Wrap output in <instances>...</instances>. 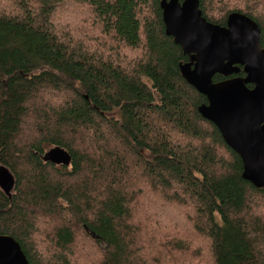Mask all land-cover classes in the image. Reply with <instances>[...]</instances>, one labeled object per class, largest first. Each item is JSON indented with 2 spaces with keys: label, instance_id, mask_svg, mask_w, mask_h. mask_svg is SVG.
Here are the masks:
<instances>
[{
  "label": "trees",
  "instance_id": "1",
  "mask_svg": "<svg viewBox=\"0 0 264 264\" xmlns=\"http://www.w3.org/2000/svg\"><path fill=\"white\" fill-rule=\"evenodd\" d=\"M160 1L0 0V166L14 177L10 197L0 190V236L29 264L85 253L89 264H176L197 244L207 264H264V188L242 179L239 156L198 113L206 99L180 75L188 57L165 35ZM210 1L199 0L207 22L243 14L264 49V0ZM63 3L87 12L79 25L64 14L71 35L53 18ZM92 25L101 39L72 35ZM56 147L68 166L42 160ZM182 223L187 244L169 231Z\"/></svg>",
  "mask_w": 264,
  "mask_h": 264
},
{
  "label": "water",
  "instance_id": "2",
  "mask_svg": "<svg viewBox=\"0 0 264 264\" xmlns=\"http://www.w3.org/2000/svg\"><path fill=\"white\" fill-rule=\"evenodd\" d=\"M160 9L165 35L188 57L179 64L182 79L206 99L198 113L239 156L242 179L264 188V49L259 26L239 13L228 15L225 26L209 23L199 0H161ZM215 75L223 80L214 82ZM42 160L68 166L70 157L56 147ZM13 188V175L0 166V190L10 197ZM0 264H29L11 236H0Z\"/></svg>",
  "mask_w": 264,
  "mask_h": 264
},
{
  "label": "rangeland",
  "instance_id": "3",
  "mask_svg": "<svg viewBox=\"0 0 264 264\" xmlns=\"http://www.w3.org/2000/svg\"><path fill=\"white\" fill-rule=\"evenodd\" d=\"M211 4H214V5H218V3L221 2V0H211L210 1ZM224 2H226L228 4V7L229 8H232V7H235L237 6L236 4L237 3H234V2H237V0H225ZM61 6L59 8L56 9L55 11V15H54V19L57 20L58 24L60 25L59 27L61 29H63V32L64 34H67V35H71L69 34L68 32L71 31V29H67V27L69 26V23H66L63 21V18H64V14L67 12V10L69 9H72L71 12L74 11L75 14H80V18L78 19V21L76 23H72L74 25H79L80 22H81V18L83 15H87V12L84 11V10H80L78 9L77 7H74L72 4L70 3H63V4H60ZM70 11V10H69ZM73 13V14H74ZM90 20L94 21V19L92 18H89ZM57 25V23H55ZM71 24V23H70ZM95 24V22H94ZM58 27V26H57ZM77 28L79 30H74V32H72V35L74 36H78V35H84L86 38L88 36L89 39H92L93 37H96V35H98V39H101V35L99 34V32H97V30H95L94 26L92 25V29L93 30H88V31H85V27L84 26H77ZM82 29V30H81ZM86 39H83L82 42H84ZM85 46L87 47H93V43H89V44H84ZM104 50L105 47H102ZM112 50H115L114 48ZM135 51H138V52H133V53H130L129 56L131 57H140L141 56V51L140 50H135ZM108 55V54H106ZM58 94V93H57ZM56 93H53V96L57 95ZM61 95V94H60ZM160 203V202H159ZM159 203H154L155 206L153 207L154 209H156V207H158ZM139 205V204H138ZM161 207L162 210L165 208V206L163 204H161ZM136 210H137V206L134 207V215L135 217L137 218L138 214H135L136 213ZM165 213H169L171 214V209L169 207H167L165 209ZM152 220L155 219V217H150ZM141 223V222H140ZM184 223L182 224H177V228L175 229H172V230H169L171 232V234L175 233V237L176 238H183L181 239L184 243H186V241H191V237H190V233L188 232L187 230V227L188 226H184ZM139 227V226H138ZM40 229H41V233L40 234H37V236H34V244L35 247H37L38 244H40V241H46V237L44 238V227H41L40 226ZM203 242V241H202ZM187 244V243H186ZM199 245L198 248H194L192 246L188 247V251L186 252H182V253H179L177 255H173L174 258L172 261H175L176 264H191V254L195 252H197V254H199L200 257H202L200 260H199V264H207V252H206V248L202 246V244H197ZM196 247V246H195ZM84 251L86 252L87 250L84 249ZM78 256H84L83 258L81 257H77L74 258V261L77 263V264H89V261H88V258H87V253H85L84 255H78Z\"/></svg>",
  "mask_w": 264,
  "mask_h": 264
}]
</instances>
